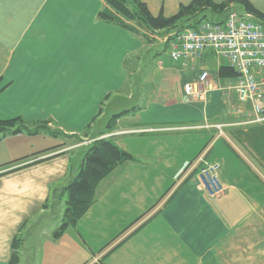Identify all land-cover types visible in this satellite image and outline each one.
I'll return each mask as SVG.
<instances>
[{"label":"crops","instance_id":"crops-1","mask_svg":"<svg viewBox=\"0 0 264 264\" xmlns=\"http://www.w3.org/2000/svg\"><path fill=\"white\" fill-rule=\"evenodd\" d=\"M140 1L170 17L193 0ZM246 1L264 13V0ZM104 7L0 0V120L32 125L0 134V264H9L15 237L18 264H264V122L252 123L250 104L226 90L235 73L226 76L227 62L209 48L172 62L175 32H154L147 45L100 19ZM154 46L162 51L148 67ZM203 71L214 89L203 100L186 96ZM144 84L142 108L106 130ZM97 137L132 160L99 182L86 214L55 239L61 191ZM204 151L219 165L214 196L196 171L178 181Z\"/></svg>","mask_w":264,"mask_h":264},{"label":"trees","instance_id":"trees-1","mask_svg":"<svg viewBox=\"0 0 264 264\" xmlns=\"http://www.w3.org/2000/svg\"><path fill=\"white\" fill-rule=\"evenodd\" d=\"M246 13L260 23H264V13L256 10L245 0ZM105 7L99 18L106 23L120 26L147 45L152 42L154 32L165 30L176 34L184 29H196L203 21L221 23L227 13L232 11L227 2L216 4L213 0H193L188 5H180L178 12L170 17L163 14L154 16L150 13L145 3L140 0H104ZM217 16V18H214ZM226 76L234 72L229 68ZM141 105L136 104L128 111H121L112 115L106 123V130L115 128L116 121L124 115L140 110ZM22 119L16 118L7 121L0 120V134L2 136L15 135L26 132ZM132 160L130 155L118 149L110 140L95 138L84 150L78 168L61 191L65 199V208L60 222L53 232V238H60L70 227L74 226L88 211L94 200V192L99 182L120 164ZM45 207V206H44ZM21 240L17 237L12 242V257L9 264H18L17 250Z\"/></svg>","mask_w":264,"mask_h":264},{"label":"built area","instance_id":"built-area-1","mask_svg":"<svg viewBox=\"0 0 264 264\" xmlns=\"http://www.w3.org/2000/svg\"><path fill=\"white\" fill-rule=\"evenodd\" d=\"M172 62L197 60L206 49L224 59L234 71V81L227 91H233L239 103H249L253 113L252 123L264 122V23L255 21L250 15L227 13L223 22H201L196 29H184L167 41ZM214 89L207 71L201 72L196 80L183 87L186 96L203 100ZM238 112V111H237ZM222 135V126H215ZM206 151L184 170L178 178L182 182L192 172L207 185L210 195L221 192L217 180L219 165L205 159Z\"/></svg>","mask_w":264,"mask_h":264},{"label":"rangeland","instance_id":"rangeland-1","mask_svg":"<svg viewBox=\"0 0 264 264\" xmlns=\"http://www.w3.org/2000/svg\"><path fill=\"white\" fill-rule=\"evenodd\" d=\"M246 1V0H245ZM248 2V1H247ZM227 3L229 4V6H230V8H231V10L232 11H234V12H236L238 15H241V16H243L242 14H245V7H244V4L243 3H241L239 0H228L227 1ZM249 3V2H248ZM250 4V3H249ZM214 18H217V16H215ZM157 50H160V51H162V47H158V46H154V47H152V50L150 51V56L148 55V57H147V63H148V67L152 64V66H154V64H156L157 62H158V56L157 55H155L156 54V52H158ZM156 51V52H155ZM161 56V57H160ZM160 56H159V58H162V59H160L161 61H166L167 60V57H166V54H165V52H161V54H160ZM147 71L148 72H152V70H150V69H147ZM134 90H135V92L133 93L134 94V101H133V103L135 104H141V102H143V99H144V95H146V96H149V90H150V87L149 86H147V85H145L144 84V86L143 87H134ZM137 91H139L140 93H139V97H138V94H137ZM138 97V98H137ZM237 105H239V104H237ZM239 108H242V106L241 107H239ZM244 109L245 110H247V111H249V107L247 106L246 108L244 107ZM234 111H236V110H234ZM23 126H25V125H23ZM26 126H32V125H26ZM25 126V127H26ZM206 147H207V145H206ZM203 153V152H202ZM207 153V152H206ZM201 155V154H200ZM214 159V158H213ZM215 160V159H214ZM200 182H202V180H200ZM60 204H56L55 205V207H54V209H53V214L55 215L56 213H58L59 212V209H60V206H59ZM65 205H63V208H65L64 207Z\"/></svg>","mask_w":264,"mask_h":264}]
</instances>
